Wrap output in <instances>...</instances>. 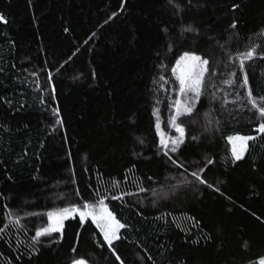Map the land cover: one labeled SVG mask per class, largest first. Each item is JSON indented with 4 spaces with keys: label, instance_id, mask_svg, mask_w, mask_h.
I'll use <instances>...</instances> for the list:
<instances>
[{
    "label": "trees",
    "instance_id": "16d2710c",
    "mask_svg": "<svg viewBox=\"0 0 264 264\" xmlns=\"http://www.w3.org/2000/svg\"><path fill=\"white\" fill-rule=\"evenodd\" d=\"M0 14V264H260L264 121L240 60L260 102L264 0H0ZM185 52L210 72L177 167L156 124L170 125ZM233 134L255 138L239 161ZM101 197L130 226L120 261L91 219L32 241L43 213Z\"/></svg>",
    "mask_w": 264,
    "mask_h": 264
},
{
    "label": "snow or ice",
    "instance_id": "6c2138e0",
    "mask_svg": "<svg viewBox=\"0 0 264 264\" xmlns=\"http://www.w3.org/2000/svg\"><path fill=\"white\" fill-rule=\"evenodd\" d=\"M170 3H173L174 0H169ZM191 3V0H189ZM238 7V5H233V8ZM115 15V13H113ZM0 22H5L6 19L3 14H0ZM235 26L234 24L232 25ZM188 31H195V29L189 27ZM67 31V29H66ZM256 54L255 47L250 48L248 51L243 53L242 55L246 58H252ZM260 58H264V52L258 54ZM185 58L190 59L194 63H192L189 67V71L187 73H182L176 76V79L179 81V92L181 95L186 96L187 100L183 105L182 110V102L180 100L174 101L175 107V115L170 117L169 124L175 129L177 135L168 136L165 138V134L160 132V123L159 121L156 124L157 130L160 134V152L164 157L167 158L168 162L177 167H183V163H178V158H173L171 154L183 155V148L186 147V129L183 125V121L177 122L178 119L184 114H192L195 108L196 103L199 101L201 96L202 86L204 85V74L205 72H210V69L207 67L208 60L202 59L200 56L195 53L185 52L180 60L177 61V65L181 63V61L185 60ZM245 65L244 60H240V69L244 73L243 74V83L241 87L247 90L246 102L251 104L252 108L259 114V118L261 121H264V96L259 98L260 102L257 101V97L253 95V89L249 85V78L246 71H244ZM176 69H173L175 73ZM191 93V95H188ZM257 131L259 133L264 134V122L259 123ZM195 139V137H193ZM255 139L251 136H229V142H234L235 140H239L241 142V147L239 150L233 146L232 155L235 161H239L243 158L244 152L246 150V142ZM143 143V141H141ZM213 163L212 160H208V164ZM187 171V169H185ZM204 169H199L198 171H193L191 173L192 177L199 180L202 184H207L208 187H212L211 184L203 179L200 175ZM148 179H152V177H148ZM145 189L141 188L140 191H144ZM219 191V189H216ZM122 197L112 196L111 199H121ZM78 215L79 223L81 226L84 223L91 219V222L95 224L96 228L99 230V233L103 237V242L108 246L110 250L113 251L115 258L117 261H120V256L115 254L114 250V242L119 241L121 239V229H127L130 227L126 223H122L115 214L109 209L108 205L105 203V197H101L96 200L94 203H84L82 206L77 207L75 205L71 207H65L62 209H58L54 211H48L47 217L49 223L45 227L38 228L35 232V236L32 237V241L34 243H39L41 237L51 236L52 233L60 232L63 228V221L68 216ZM18 223V221H17ZM75 251V249H73ZM72 264H85L82 259H76L72 261ZM121 264L123 262L121 261ZM260 264H264V257L260 258Z\"/></svg>",
    "mask_w": 264,
    "mask_h": 264
},
{
    "label": "rangeland",
    "instance_id": "374dc122",
    "mask_svg": "<svg viewBox=\"0 0 264 264\" xmlns=\"http://www.w3.org/2000/svg\"><path fill=\"white\" fill-rule=\"evenodd\" d=\"M197 55V54H196ZM183 56V55H182ZM181 56V57H182ZM199 56V55H198ZM180 57V58H181ZM201 57V56H200ZM180 58L178 59V60H180ZM202 58V57H201ZM202 59H204V58H202ZM177 60V61H178ZM192 63H194L193 61H191L190 59H188V58H185V60H183V61H181V63L179 64V65H177V62H176V64H175V66H174V68L176 69V71H175V73H176V75H180V74H182V73H187L188 71H189V67H190V65L192 64ZM207 67L209 68V64L207 65ZM207 75H208V72H205V74H204V85L202 86V90H201V96H202V93H203V91H204V87H205V85H206V83L208 84V82H209V79H207ZM188 95H191V93H189ZM200 96V97H201ZM178 100H180L181 102H182V110H183V105H184V103L186 102V100H187V97L186 96H183V95H181L180 94V92H179V99ZM175 111V110H174ZM174 115H175V112H174ZM173 115V116H174ZM189 114H184L183 116H181L179 119H178V121L177 122H180L181 121V119H183V118H185V117H187ZM160 123V132H163L164 134H165V138H167L168 136H175V135H177V133L175 132V129L171 126V125H169L168 127H165L163 124H162V122H159ZM158 131V130H157ZM158 135H159V139H161V137H160V134H159V132H158ZM230 136H232V137H236V136H243V135H240V134H233V135H230ZM229 137V136H228ZM251 137H253V136H251ZM228 140V139H227ZM228 142H229V140H228ZM248 143H249V141H247L246 142V150H245V152H244V155H243V157L245 156V154H246V152H247V149H248ZM229 144H230V149H231V153H232V151H233V146L235 145V147L237 148V150H239V148L241 147V142L239 141V140H235L234 142H229ZM233 156V155H232ZM83 204H81V205H75V206H77V207H80V206H82ZM68 207H71V206H68ZM58 209H62V208H56V209H53V210H49V211H56V210H58ZM48 212V211H47ZM47 212H45V213H43L42 214V217H44L45 218V225H42V226H40L39 228H41V227H45V226H47V224L49 223V221H48V217H47ZM75 217H78V215H75V216H68L64 221H63V225H64V222L66 221V220H68V219H71V218H75ZM63 229V228H62ZM62 229H61V231H60V233L62 232ZM84 262H85V264H89V263H87L85 260H83Z\"/></svg>",
    "mask_w": 264,
    "mask_h": 264
}]
</instances>
